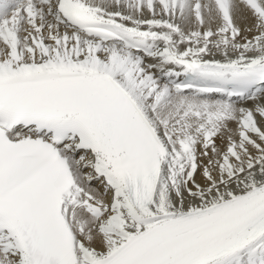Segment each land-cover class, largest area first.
<instances>
[{"label": "snow or ice", "instance_id": "obj_1", "mask_svg": "<svg viewBox=\"0 0 264 264\" xmlns=\"http://www.w3.org/2000/svg\"><path fill=\"white\" fill-rule=\"evenodd\" d=\"M0 264H264V0H0Z\"/></svg>", "mask_w": 264, "mask_h": 264}]
</instances>
